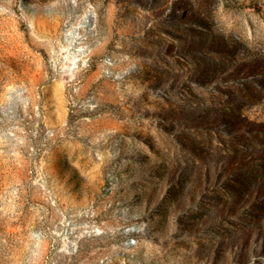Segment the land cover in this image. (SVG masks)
Wrapping results in <instances>:
<instances>
[{"label": "rangeland", "instance_id": "1", "mask_svg": "<svg viewBox=\"0 0 264 264\" xmlns=\"http://www.w3.org/2000/svg\"><path fill=\"white\" fill-rule=\"evenodd\" d=\"M0 264H264V0H0Z\"/></svg>", "mask_w": 264, "mask_h": 264}]
</instances>
